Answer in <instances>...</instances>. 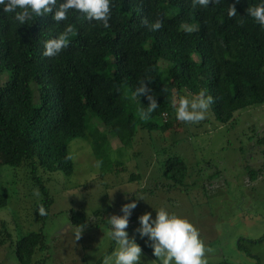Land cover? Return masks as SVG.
<instances>
[{"label":"trees","instance_id":"16d2710c","mask_svg":"<svg viewBox=\"0 0 264 264\" xmlns=\"http://www.w3.org/2000/svg\"><path fill=\"white\" fill-rule=\"evenodd\" d=\"M261 3L264 0H221L219 5L194 8L192 0H112L110 28L76 10H69L68 19L59 23L53 12L21 25L0 6V76L6 71L10 75L0 87V165L31 169L42 193L39 207L43 205L48 217L55 199L41 174L74 173V160H66L72 141H87L106 168L113 140L129 147L139 129L166 132L175 127L170 121L174 96L195 97L204 90L214 98L211 109L221 124L234 121L239 111L263 106L264 27L246 11ZM232 4L237 16L229 18ZM158 18L164 25L159 31L142 23ZM68 24L76 32L68 47L45 57V42L57 38ZM183 24L196 31L187 33ZM111 58L113 75L107 76ZM161 62L168 66L161 68ZM140 80L152 81L148 86L159 103L147 120L139 117V110L149 106L147 97L133 98ZM94 119L104 131L91 126ZM255 173L251 181L260 172ZM162 175L172 187L188 186L189 167L178 156L165 159ZM139 177L135 173L131 181ZM9 199L1 190L0 209ZM90 217L81 208L70 210L71 222L81 233L98 226ZM3 235L12 238L6 228ZM45 238L43 231L30 232L16 241L20 264H35Z\"/></svg>","mask_w":264,"mask_h":264},{"label":"rangeland","instance_id":"374dc122","mask_svg":"<svg viewBox=\"0 0 264 264\" xmlns=\"http://www.w3.org/2000/svg\"><path fill=\"white\" fill-rule=\"evenodd\" d=\"M109 62L105 75L112 76L114 60ZM160 65L163 69L168 66L165 62ZM9 77L7 71L1 74L0 87ZM170 121L175 127L166 132L139 129L129 147L113 140L106 168L96 167L98 161L87 141H72L74 173L41 174L55 199L48 217L39 214L42 193L34 185L31 169L0 165V191L10 195L8 206L0 209V240H5L0 242V264H20L13 245L22 235L41 231L46 246L33 263L98 264L113 245L108 219L133 201L137 207L132 212L138 219L146 212L155 219L156 210L164 208L192 222L213 249L207 256L208 264H264V140L259 141L264 138V105L237 112L229 124L219 123L211 106L207 118L198 124L178 121L175 110ZM91 126L105 130L97 119ZM170 156L186 162L192 185L172 187L164 179V161ZM251 172L260 173L251 181ZM135 173L140 177L131 181ZM80 208L89 216L96 213L100 224L91 236L77 240L69 216L70 210ZM140 226L139 220L130 226L129 236L148 252V257H142L145 264H160L149 238L136 233ZM5 228L11 239L1 236ZM116 248L117 244L114 251Z\"/></svg>","mask_w":264,"mask_h":264},{"label":"clouds","instance_id":"9594fccd","mask_svg":"<svg viewBox=\"0 0 264 264\" xmlns=\"http://www.w3.org/2000/svg\"><path fill=\"white\" fill-rule=\"evenodd\" d=\"M219 5L221 0H192L193 7L201 6L208 8L210 3ZM240 0H236L239 3ZM0 6H3L4 13L14 14V18L21 24H27L35 17H40L54 12L52 17L59 23L68 19L69 10H76L84 13L89 21L95 20L102 24L104 28H110V19L112 11V0H0ZM249 16L261 26L264 27V3L251 6L247 10ZM229 18L237 16L235 4L229 6ZM142 23L149 27L151 31H159L163 28V20L156 19L149 24L147 19ZM239 23L243 24L241 19ZM187 33L196 31L194 26L182 25ZM75 28L68 24L64 31L57 37L45 42V57H55L63 49L67 48L70 42V36L75 35ZM151 80H140L139 87L133 93L135 96L145 95L150 102L146 110H139V117L147 120L151 113L159 107L153 90L148 86ZM163 91H167L165 88ZM214 103L211 95H206L201 90L192 99L180 97L178 102L175 96L172 99V107L176 112V119L182 123L198 124L207 118L210 106ZM71 154L66 156V160H73ZM102 161H98L96 167L99 168ZM37 196L39 192L35 193ZM143 199V198H141ZM137 207L135 201L126 203L122 206L123 215H112L108 219L111 226L109 235L116 242L117 248L111 255L104 256L102 264H141L143 255L142 247L136 242L135 237H130L127 229L129 228V218L132 210ZM40 215H45L46 211L43 205L38 209ZM157 215L152 219V213L146 212L139 217L140 227L135 231L141 238L148 237L153 248V255L160 261V264H208L207 256L213 252L211 246L206 245L201 238L198 228L186 218L170 214L166 209L156 210ZM219 230V226H218ZM82 233L77 231L76 238L79 240Z\"/></svg>","mask_w":264,"mask_h":264},{"label":"crops","instance_id":"0c3cea01","mask_svg":"<svg viewBox=\"0 0 264 264\" xmlns=\"http://www.w3.org/2000/svg\"><path fill=\"white\" fill-rule=\"evenodd\" d=\"M215 173H217V172H215ZM189 176H190V175H189ZM190 182H191V181L189 180V177H188V179H187V183H188V185H192V184H193V183H190ZM203 183H204V182H203ZM211 183H212V181H209V182H208L209 185H211ZM169 185L171 186V184H169ZM204 185H206V184L204 183ZM167 186H168V184H167ZM119 212H122V211H119ZM119 212H118V213H119ZM118 213H117V215H119ZM100 214H101V213H100ZM121 215H123V212L121 213ZM139 215L141 216V215H143V214H139ZM93 216H94V215H93ZM93 216L90 217V220H89V221H90V222L92 221V222H91L92 225H94V224H98V225H99V224H100L99 218H96V219H95V217H93ZM102 219H103V218H102ZM69 220H70V225H71V228H72L71 231H73V233H74V235H75V237H76V233H77V231H79V230H78V229L72 224L71 219H70V216H69ZM96 220H98V221L95 222ZM138 220H139V219H138V214L132 212V215H131L130 218H129V221H130L129 227H130V226L132 227L133 225H136V222H137ZM97 227H98V226H95V227H93V229H91V230H88V231H84V232H82L81 238L83 237V235H85V236H87V235H88V236H91V233H92L91 231H92V230H94V231H95V230H98ZM81 238H80V239H81ZM240 241H241V240H238V243H239ZM113 243H115V244H114L112 250L110 251L111 253H110L109 255H111V254L113 253V251H114V248H115L116 242L113 240ZM141 247H142V246H141ZM147 254H148V252H143L142 257H143V256L146 257ZM147 257H148V256H147ZM141 259H142L141 264H145V263H144V259H145V258H141ZM101 264H102V263H101Z\"/></svg>","mask_w":264,"mask_h":264}]
</instances>
